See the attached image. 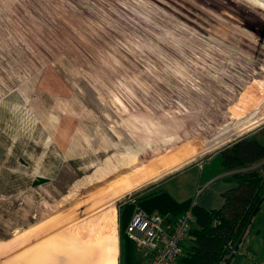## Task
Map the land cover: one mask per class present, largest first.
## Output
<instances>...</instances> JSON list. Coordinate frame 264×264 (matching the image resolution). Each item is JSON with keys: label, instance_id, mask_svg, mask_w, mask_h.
I'll list each match as a JSON object with an SVG mask.
<instances>
[{"label": "rangeland", "instance_id": "rangeland-1", "mask_svg": "<svg viewBox=\"0 0 264 264\" xmlns=\"http://www.w3.org/2000/svg\"><path fill=\"white\" fill-rule=\"evenodd\" d=\"M257 112L264 0H0V264H119L118 204L254 133ZM201 167L177 200L218 209L227 181L196 190ZM257 227L264 202L232 264Z\"/></svg>", "mask_w": 264, "mask_h": 264}, {"label": "trees", "instance_id": "trees-1", "mask_svg": "<svg viewBox=\"0 0 264 264\" xmlns=\"http://www.w3.org/2000/svg\"><path fill=\"white\" fill-rule=\"evenodd\" d=\"M254 133L237 137L218 149L223 166L235 170L230 179L237 184L224 194L222 208L207 210L198 203L193 204V199L178 201L165 189L136 192L119 203V264L135 262L136 248L126 230L136 206L171 219L192 207L195 222L190 234L194 239V250L192 254L184 253L179 263L227 264L229 259L225 261V257L230 245L235 248L243 241L247 226L264 202V163L262 168L253 166L264 159V125ZM132 198L135 202L130 201Z\"/></svg>", "mask_w": 264, "mask_h": 264}, {"label": "built area", "instance_id": "built-area-1", "mask_svg": "<svg viewBox=\"0 0 264 264\" xmlns=\"http://www.w3.org/2000/svg\"><path fill=\"white\" fill-rule=\"evenodd\" d=\"M130 201L135 202L133 198ZM194 222L192 207L176 219H171L157 212L148 213L141 206H136L126 235L134 242L145 264H178L185 253L184 242ZM235 253L236 249L230 245L225 261Z\"/></svg>", "mask_w": 264, "mask_h": 264}, {"label": "crops", "instance_id": "crops-1", "mask_svg": "<svg viewBox=\"0 0 264 264\" xmlns=\"http://www.w3.org/2000/svg\"><path fill=\"white\" fill-rule=\"evenodd\" d=\"M262 117H264V115L262 113H258L257 112V115H255V117L252 120L253 123L254 122L258 123V121L264 120V119H262ZM263 163H264V159L262 161H259V162L255 163L253 166L262 168L263 167ZM196 164H199V165L202 166L201 167V171L199 173L200 178H199V182H198V186H197L196 190H199L200 187L203 185L202 179L205 178V177L208 178V181H207V183L205 185H207L208 183L213 182L217 178H220V177L224 178L227 182H224V183L221 184L222 185L221 191H222L223 195L226 192H228L229 190H231L232 188H234L235 185H237L235 181L230 179L231 175L233 174V172L235 170L227 169V168H225L223 166L222 157H221V155L219 153V150H217V151H214L213 153H211L210 155H208L203 160L187 164L186 166H184L179 171L173 173L171 175V177L166 178L165 181L163 182V184L161 186H159L158 188H156L155 190L165 189L174 198L180 200V198L185 193V186L178 185L176 187H173L171 183H174L176 181V179H178V177H180V175H178V174H180L181 172L185 171L189 167H191L193 165H196ZM205 185H203V186H205ZM199 193H200V191H199ZM191 194H192V192H191ZM201 200H204V198H202ZM211 202H212V200L208 199V200H204L203 203L200 202L201 205L198 203V205L204 207L207 210L215 209V208H208V206H211ZM224 203H225V195H224ZM224 203H223V205H224ZM223 205H222V207H223ZM222 207H220V208H222ZM220 208H218V209H220ZM246 241H247V232H246V236L243 239V241L241 242L239 248ZM193 245H194V239H193V236L190 234L189 237L184 242L185 254H187V253L192 254L193 253V250H194L193 249ZM239 248H238V250H239ZM247 249L251 253V256L250 255L247 256L246 254H243V256H247L246 258H250L251 260H250L249 263H244V264H264V261L262 260V255H263V252H264V234L262 233V230L259 229L258 227L255 228V230L251 232V247L248 246ZM238 250H236V253H237ZM138 254H139V256H138ZM254 254L259 259H261V261L255 259L256 263H254V260H253ZM137 256H138V259H137ZM233 260H234V258L231 260L230 264L233 263ZM252 260H253V263H252ZM134 264H145V260L143 259L141 254L138 253V252H136V257H135ZM179 264H183V262L179 263Z\"/></svg>", "mask_w": 264, "mask_h": 264}, {"label": "bare ground", "instance_id": "bare-ground-1", "mask_svg": "<svg viewBox=\"0 0 264 264\" xmlns=\"http://www.w3.org/2000/svg\"><path fill=\"white\" fill-rule=\"evenodd\" d=\"M166 163H169V161H165ZM177 162V161H176ZM164 166H158L156 169L153 170V172L151 173V177L153 178L155 176H157L159 174V170H165L168 171L169 169L173 168L175 165H177L178 163H174V164H166ZM172 163V162H171ZM138 162L135 163V166H138ZM134 169V167H133ZM136 177V176H135Z\"/></svg>", "mask_w": 264, "mask_h": 264}, {"label": "water", "instance_id": "water-1", "mask_svg": "<svg viewBox=\"0 0 264 264\" xmlns=\"http://www.w3.org/2000/svg\"><path fill=\"white\" fill-rule=\"evenodd\" d=\"M204 158H202V160H203ZM190 164V163H189ZM186 166V165H185ZM177 170V169H176ZM179 171V170H178ZM177 172V171H176ZM175 173V172H174ZM133 194H131L130 196H129V198L132 196ZM251 221H252V219H251ZM248 227L249 226H247V228H246V231L248 230ZM240 244H241V241H239L238 242V244H237V246L235 247V249L237 250L238 248H239V246H240ZM234 256H235V254H232V256H231V258L229 259V261H228V263L227 264H230L231 263V260L234 258Z\"/></svg>", "mask_w": 264, "mask_h": 264}]
</instances>
